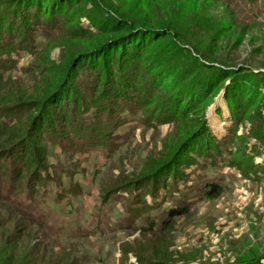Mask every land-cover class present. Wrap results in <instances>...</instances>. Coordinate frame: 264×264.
I'll return each instance as SVG.
<instances>
[{
  "label": "rangeland",
  "instance_id": "374dc122",
  "mask_svg": "<svg viewBox=\"0 0 264 264\" xmlns=\"http://www.w3.org/2000/svg\"><path fill=\"white\" fill-rule=\"evenodd\" d=\"M139 1L105 0L104 6L136 12ZM9 2L4 12L11 10ZM198 4L182 14L203 31L195 43L221 49L232 69H243L238 80L225 79L201 113L180 117L168 104L181 94L176 77L154 84L139 60L124 72L113 61L106 72L80 65L74 100L64 103L67 121L48 108L52 118L45 121L58 128L19 150L21 157L38 155V163L21 158L0 167V251L17 246L19 253L32 252L35 264H264V0ZM92 5L84 0L74 12L94 13ZM219 20L230 31L223 39L206 34ZM41 21L23 28L29 41L0 71V105L11 100L4 109H17L21 92L28 104L43 100L56 81L50 71H62L94 42L77 33L79 23L88 26L85 18ZM111 75L132 86L126 97L106 99L103 85ZM237 94L239 100L230 97ZM253 95L260 100L251 105ZM12 112L1 120L14 127L0 140L20 128L18 118H31ZM199 124L215 139L213 147L190 137ZM177 149L181 156L172 161ZM168 164L176 165V177L162 176L165 168L155 171ZM174 208L186 212L168 218ZM168 219L167 230L161 229ZM152 221L161 228L151 230Z\"/></svg>",
  "mask_w": 264,
  "mask_h": 264
},
{
  "label": "trees",
  "instance_id": "16d2710c",
  "mask_svg": "<svg viewBox=\"0 0 264 264\" xmlns=\"http://www.w3.org/2000/svg\"><path fill=\"white\" fill-rule=\"evenodd\" d=\"M9 1L0 0V52L2 51L0 71L13 63V54L20 52V48H23L25 43L29 41L23 28L30 30L31 26L37 25L41 20L48 22L45 20L49 19L54 23L58 17L66 15L73 22L79 23L82 18H85L89 22L88 26L84 27L79 23L80 27L77 33L80 36L88 35L87 40L92 37L94 42H90L92 43L90 49L78 51L62 71H50L49 74L56 76V81L43 100L28 104L25 102L26 92H21L22 96L16 103L19 104L17 109H4L2 107L9 106L11 100L0 105V133L11 131L14 127L10 122H2L1 119L6 118L4 116H10L7 113L18 110V112H24L29 117L31 116L29 121H23V117L18 118L16 124H19L20 128L0 140V167L21 158L23 161L29 160L34 165L38 163V155L36 154L31 156V152L29 154L28 151L24 152L22 157L18 154L23 147L29 145L30 148L31 142L39 141L44 134H51L50 132L58 128L54 121L51 122V126L45 121L46 118H52L48 116L50 115L47 112L48 108L54 106L53 108H57L60 114H65L64 103L70 104L74 100L75 94L74 96L70 95L73 91L72 82L76 70L82 64L86 63L88 66L92 65L95 68H100L102 72H106V68L113 61L118 66V71L124 72L125 68L134 64L135 60H139L142 68L153 75L154 84L158 82L161 85L170 78L176 77L182 83L181 87L177 89L181 94L174 95L175 100L168 104L173 109L171 112L180 117L189 115L191 111L195 114L201 113V106L212 101L209 99L216 95L225 79L238 80V75L243 73V69L239 71L236 68L232 69L231 65L222 59L221 49L212 48L210 44L204 45L202 41L195 43L196 33L202 34L203 31H197L193 23L194 20L188 18V22L185 17H182V14L187 9L199 8V0H153L150 3L148 0H140L137 4L141 9L137 7L136 12L135 10L124 11L120 7L115 8L113 12L104 6L105 0H87L94 3L92 5L94 13L88 15L74 12V7L84 0H11V10L4 12V4ZM98 12L105 13L107 17ZM182 25H185L186 34L183 33ZM212 28V30L208 28L207 35L211 32L213 36L219 35L223 39L224 34L228 36L230 32L225 29L221 20L215 22ZM91 29H95V31H90ZM179 42L187 46L184 47ZM166 44L169 46L167 47ZM2 74L0 73V77ZM105 81L103 90L107 95V100H110V97H126L127 91L132 89L131 85L128 86L126 82L124 84L122 78L119 79L116 76L106 77ZM115 88L117 89L115 90ZM240 94L230 95V97L239 100ZM259 100L253 95L249 97L248 102L254 105ZM144 106H148V104ZM73 108L77 111L78 105L74 103ZM37 113L38 116H36ZM18 116L16 114L14 119ZM67 118V115H64L63 120L67 121ZM204 128L202 124H199L197 131L192 133L190 137L196 136L202 142L200 144L203 147H213L216 144L215 139L210 138L208 129ZM93 131L96 134L99 133L97 129L93 128ZM179 152H181L180 149L175 151L171 157L172 161H174V156L181 154ZM164 168L165 173L162 176L167 174L176 177L175 164L159 166L155 171ZM9 172L12 173V169ZM150 178V180H154V177ZM167 186L168 183L164 182L162 187L167 190ZM185 212L186 210L174 208L168 212L167 217L177 218L183 216ZM154 222L152 221L151 226H149L151 230L161 227L165 230L169 219L166 221L167 223L164 222L163 225L161 223V227ZM6 245V248H11L13 243L8 241ZM6 250H9L8 254L4 250L0 251V264H35L34 259L31 258L32 252L19 253L17 246Z\"/></svg>",
  "mask_w": 264,
  "mask_h": 264
},
{
  "label": "bare ground",
  "instance_id": "6f19581e",
  "mask_svg": "<svg viewBox=\"0 0 264 264\" xmlns=\"http://www.w3.org/2000/svg\"><path fill=\"white\" fill-rule=\"evenodd\" d=\"M221 105H224L222 101H221ZM211 124L216 131H220L221 125H219V122L215 117L211 118Z\"/></svg>",
  "mask_w": 264,
  "mask_h": 264
}]
</instances>
